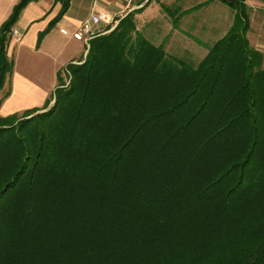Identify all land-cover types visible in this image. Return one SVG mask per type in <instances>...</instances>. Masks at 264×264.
<instances>
[{
	"label": "trees",
	"instance_id": "16d2710c",
	"mask_svg": "<svg viewBox=\"0 0 264 264\" xmlns=\"http://www.w3.org/2000/svg\"><path fill=\"white\" fill-rule=\"evenodd\" d=\"M30 1L0 25V90ZM220 1L232 24L198 63L128 12L42 108L0 116V264H264L263 53L245 0Z\"/></svg>",
	"mask_w": 264,
	"mask_h": 264
},
{
	"label": "crops",
	"instance_id": "0c3cea01",
	"mask_svg": "<svg viewBox=\"0 0 264 264\" xmlns=\"http://www.w3.org/2000/svg\"><path fill=\"white\" fill-rule=\"evenodd\" d=\"M172 4H174V9L169 6ZM221 4L232 10L220 0H70L62 17L54 25L49 26L50 21L60 10L61 4L54 0L30 1L22 9L18 20L12 27L17 31V35L13 36L9 33L7 55L9 57L11 53V55L15 54L19 60L21 53L25 50V58L30 56L29 61L32 55L47 58L50 68L48 80L44 74L13 69L12 64V71L6 79L8 95L0 105V115L32 108L40 109L44 106L57 86L63 69L68 64L81 61L82 56L87 52L85 43L74 38L72 33L94 9L107 12L112 16L114 23L109 29H107L109 25L103 22L96 24L94 26L96 35L110 31L120 18L132 12L136 30L155 45H162L167 54L182 58L172 52L175 48L172 39L182 40L180 45L176 44L179 50L184 48L183 43L191 39L196 45L200 61L208 52V48L223 37L232 24L234 11L224 8ZM245 4L249 7L250 29V16H253L258 27L263 28L264 0H245ZM192 14H194L192 28L195 26V34L183 27L184 23L188 24V17ZM161 22L166 24L167 31L159 33L157 30L152 33L151 30H156ZM153 26L155 28H151ZM210 27L212 34L204 33L205 29ZM40 33L42 35L39 38ZM205 34H208L206 36L208 39L203 38ZM247 36L251 46L264 54V33L260 31L257 35L249 30ZM187 48L186 46L183 50ZM18 98L25 99L26 102L12 109L10 101Z\"/></svg>",
	"mask_w": 264,
	"mask_h": 264
},
{
	"label": "rangeland",
	"instance_id": "374dc122",
	"mask_svg": "<svg viewBox=\"0 0 264 264\" xmlns=\"http://www.w3.org/2000/svg\"><path fill=\"white\" fill-rule=\"evenodd\" d=\"M19 0H0V25L7 19V17L9 16V14L11 13L14 5L18 2ZM192 1H198V0H192ZM218 2V1H217ZM171 7V9H174V4L172 5H169ZM221 6H223L224 8L230 10L228 7H226L225 5L221 4ZM248 6H247V12H248ZM232 11V10H230ZM194 17V14L190 15L188 17V24L186 25V23H184L183 27L192 32V33H196V30H195V26L192 28V24H194L192 18ZM250 24H251V29L249 28V30H252V32L254 31L257 35L260 31H262V33H264V27H258V23H256V21L254 20L253 16H250ZM135 22V20H134ZM168 25V24H167ZM135 26H136V22H135ZM151 28H155L154 26L151 27ZM150 28V29H151ZM167 28L166 27V24L164 22H161L160 26L156 27V30H151L152 33H155L157 30L159 33H162V32H166L167 31ZM262 29V30H261ZM107 33V32H105ZM204 33H211L212 34V30H211V27L210 28H206ZM208 34H205V37H203L204 39H208L206 36ZM144 36V35H143ZM175 38V37H174ZM184 39V38H182ZM207 42H210V41H207ZM180 43H182V40H179V39H172V44L175 46L174 50H172V52H175L173 54L177 55V56H180L182 58H185L188 60V62H192L194 64H196L199 59H200V55L197 53V48H196V45L193 43V41L191 39H188V41L186 43H183L184 45V48L187 46L188 48L186 50H179V47L177 45H180ZM177 44V45H176ZM86 45V44H85ZM89 47V42H88V45H86V49H88ZM168 52V51H167ZM16 53V51H15ZM87 53V52H86ZM86 53L85 55L82 56V60L79 61L78 63H72V64H79V63H82L85 59V56H86ZM12 54V53H11ZM9 55L8 59L9 60H13L11 61L12 64L14 65L13 69H20L24 72H36L37 74H44L45 75V78L46 80H48V74H49V71H50V68L48 66V62H47V58L43 57V56H40V55H32L31 56V60L29 61V57L27 56V58H25V54H26V51L23 50V52L21 53L22 56H20L19 60H17L15 54L13 55ZM8 56V55H7ZM264 56V54H263ZM23 57V58H22ZM264 59V58H263ZM264 61V60H263ZM69 65L71 64H68L62 71L60 77H59V80H58V86H59V83L60 85L62 86H65L69 83V80H70V71H69ZM264 65V64H263ZM8 87L6 86V82L3 86V88L0 90V105L2 104V102L5 100V98L7 97V93H8ZM53 93V92H52ZM52 95V94H51ZM53 101H54V96L51 100V102L49 103V106H51L53 104ZM26 100L25 99H12L10 101V104H11V107L12 109L15 108V107H18L20 105H22L23 103H25ZM2 107V106H1ZM30 111V109H26V110H20L19 112H14L15 114H17L18 116H20L24 111ZM13 114V113H11ZM10 114H7V115H0L1 117H5V116H8Z\"/></svg>",
	"mask_w": 264,
	"mask_h": 264
},
{
	"label": "built area",
	"instance_id": "2783aa9c",
	"mask_svg": "<svg viewBox=\"0 0 264 264\" xmlns=\"http://www.w3.org/2000/svg\"><path fill=\"white\" fill-rule=\"evenodd\" d=\"M100 22L109 25L108 28H111L114 24L112 16H110L107 12L101 11L99 9H94L90 13L89 17L83 20L80 26L72 33V36L88 45L89 39L96 35L94 26L96 24H99ZM10 34L16 36L17 31L15 29H11Z\"/></svg>",
	"mask_w": 264,
	"mask_h": 264
}]
</instances>
